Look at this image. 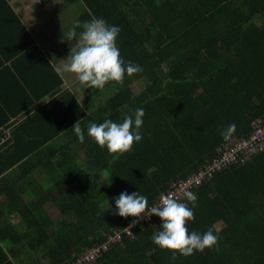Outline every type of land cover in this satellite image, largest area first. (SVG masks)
<instances>
[{
	"label": "trees",
	"instance_id": "trees-1",
	"mask_svg": "<svg viewBox=\"0 0 264 264\" xmlns=\"http://www.w3.org/2000/svg\"><path fill=\"white\" fill-rule=\"evenodd\" d=\"M0 3V14L14 15L6 0ZM73 4L81 24L97 18L118 26L120 59L142 71L125 73L121 83L110 81L102 89L79 82L20 128L38 122L43 133L30 134L25 142L14 132L0 145V194L6 197L0 210V264H70L102 245L113 230L127 227L135 238L122 237L93 264H264V151L195 191L194 208L182 201L194 212L186 222L189 233L202 235L211 228L218 236V243L203 252L176 253L172 260L171 251L150 239L161 230L159 217L148 211L120 217L115 207L121 192H139L150 206L170 183L217 156L224 128L234 123L233 135L244 137L264 115V0H63L60 7ZM14 19L20 29L12 31L26 47L33 41ZM25 85L30 84L25 80ZM97 107L104 116L92 120ZM140 108L142 140L128 152L110 154L88 136L90 123L134 120ZM9 120L6 116L0 127ZM77 121L83 143L72 130ZM5 132L0 128V140ZM51 141L56 146L28 166L26 160ZM56 151L62 153L57 164ZM9 170L15 179L4 181ZM133 220L137 223L129 226ZM221 221L225 224H217Z\"/></svg>",
	"mask_w": 264,
	"mask_h": 264
},
{
	"label": "clouds",
	"instance_id": "clouds-1",
	"mask_svg": "<svg viewBox=\"0 0 264 264\" xmlns=\"http://www.w3.org/2000/svg\"><path fill=\"white\" fill-rule=\"evenodd\" d=\"M75 28H82L83 31L77 34ZM119 32L118 26H109L103 19L93 18L90 22L83 24L79 20L75 21L73 29L66 34L67 41H74V44L70 46L68 57L56 71L74 74L81 84L99 89L110 81L121 83L125 73L130 77L141 72L140 66L131 62L125 65L120 59L119 49L116 46ZM144 115V110L140 108L136 110L134 120L131 116H126L122 123L111 120H105L99 125L90 123L87 134L98 146L106 147L110 154L125 153L131 150L134 142L142 140L139 130L143 124ZM72 130L78 142L83 143L85 135L78 121L73 125ZM235 130L236 125L233 123L224 128L220 134L227 141ZM101 174L105 179L110 176L108 169H104ZM183 196L193 203L194 208L196 195L191 191H184ZM115 207L118 209L116 214L120 217L138 218L146 212L148 199L139 192L132 194L121 192L119 197L115 198ZM148 215H155L161 220V230L154 233L150 239L159 248L171 251L172 260L177 258L176 253L187 257L194 254V251L203 252L206 248H212L218 243V236L213 234L211 228L202 235L196 232L189 233L186 222L194 219L193 209L186 203L179 202L174 194H161L159 206L152 207ZM136 223L137 221L133 220L132 225L129 226Z\"/></svg>",
	"mask_w": 264,
	"mask_h": 264
},
{
	"label": "crops",
	"instance_id": "crops-1",
	"mask_svg": "<svg viewBox=\"0 0 264 264\" xmlns=\"http://www.w3.org/2000/svg\"><path fill=\"white\" fill-rule=\"evenodd\" d=\"M46 1L49 0H6L25 32L29 35L30 40L33 41L26 47H24L26 43L19 40L18 36L12 31L13 29H20L14 22V15L8 12L0 14V123L6 116H10L9 124L7 123V126L3 125L0 128H6L10 138L16 132L17 135H20L18 138L25 142L26 139L27 141L30 140V134L35 132L43 133V129H41L43 124L31 121L30 124L33 125L27 126L20 132L21 125L26 124L27 120L33 118V114L37 113L36 111L49 103V101L59 98V95L64 91H75L79 83L75 80L74 74L58 73L56 71L63 63V59H66L68 55L62 54L59 47H57V40L60 38H57L56 34L48 30L57 26L60 32H68L74 26L70 29L68 28L69 24H62L65 19L58 15L62 8L58 7L57 10L54 8L50 9L49 3L47 4ZM0 8L4 9L1 3ZM51 19L55 21L53 26L47 25ZM75 21L76 18L74 23ZM41 44H45V46H41ZM25 80L30 84L28 87L25 85ZM20 81L24 84L23 86L19 85ZM23 88L27 90L23 91ZM24 105H27L25 108L30 107L25 109L26 111H21ZM8 108L13 112L19 110L21 112L11 115L8 113ZM55 143L51 141L44 145L39 152L31 155V158L26 160L27 165H31L33 161L36 164L37 159L35 157L49 149L52 150L56 146ZM56 152V156L53 157V163L55 164L62 158V153ZM14 170H9L2 179L4 181H6L7 177H10L9 180L15 179ZM5 203L6 197L0 194V210ZM244 204L245 207H250V204ZM12 222L17 223L18 221L12 219ZM217 224L225 223L221 221ZM220 226L224 227L223 225ZM17 252L16 254L19 255L20 253Z\"/></svg>",
	"mask_w": 264,
	"mask_h": 264
},
{
	"label": "built area",
	"instance_id": "built-area-1",
	"mask_svg": "<svg viewBox=\"0 0 264 264\" xmlns=\"http://www.w3.org/2000/svg\"><path fill=\"white\" fill-rule=\"evenodd\" d=\"M251 131L244 137L232 135L229 140H224L217 149V156L201 165L195 172L186 177L170 183L169 187L147 207V215L152 207L159 206L161 194H174L179 202L186 199L184 191L195 192L204 184L210 182L214 176L234 165L245 164L254 154L264 151V115L252 123ZM10 139L9 133L5 132L0 140V145ZM124 237L133 240L131 227L119 232L113 230L107 235L105 242L97 247L87 250L71 264H93L102 254L120 243Z\"/></svg>",
	"mask_w": 264,
	"mask_h": 264
},
{
	"label": "rangeland",
	"instance_id": "rangeland-1",
	"mask_svg": "<svg viewBox=\"0 0 264 264\" xmlns=\"http://www.w3.org/2000/svg\"><path fill=\"white\" fill-rule=\"evenodd\" d=\"M46 3L47 4L49 3L50 9L54 8L55 10H57L58 7H60L61 4L63 3V0H49V1H46ZM77 11H78L77 6L75 4H73L70 7H67L66 9H62V11L58 12V15H60L61 18L65 19V21L62 24H64V25L69 24L68 28L71 29L74 26V19L78 18L79 14ZM53 22H55L54 19H51L50 22L48 21L47 25L53 26ZM48 31H51V33L56 34L57 38H60L59 40H57V43H58L57 47H59L61 53L66 54V56L69 55L70 46H72V44H74V41L73 42L67 41V38H66L67 31L60 32V30L57 29V26L54 27L53 29H49ZM59 35H60V37H59ZM49 38H50V36H49ZM41 46H45V44H41ZM75 80H77V79L75 78ZM136 89L138 90L139 86L136 85ZM41 101L46 103L44 100H41ZM101 110H102V108H98V107L93 110V113L91 115L92 120H96V119H99L100 117L104 116V113ZM81 153H83V152H81ZM217 228L221 229L222 226H217ZM22 253H24V252H21V254Z\"/></svg>",
	"mask_w": 264,
	"mask_h": 264
}]
</instances>
